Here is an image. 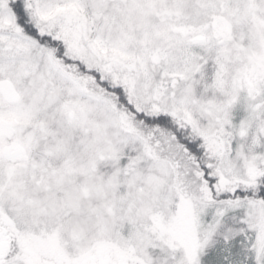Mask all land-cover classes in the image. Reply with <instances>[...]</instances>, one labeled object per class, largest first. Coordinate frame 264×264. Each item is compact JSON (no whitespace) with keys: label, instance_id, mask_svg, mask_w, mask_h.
<instances>
[{"label":"snow or ice","instance_id":"obj_1","mask_svg":"<svg viewBox=\"0 0 264 264\" xmlns=\"http://www.w3.org/2000/svg\"><path fill=\"white\" fill-rule=\"evenodd\" d=\"M0 264H264V0H0Z\"/></svg>","mask_w":264,"mask_h":264}]
</instances>
